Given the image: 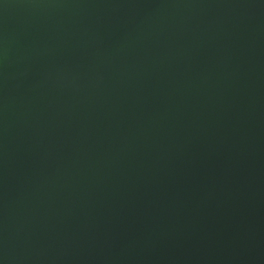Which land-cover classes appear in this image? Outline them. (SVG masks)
<instances>
[{
    "label": "water",
    "instance_id": "obj_1",
    "mask_svg": "<svg viewBox=\"0 0 264 264\" xmlns=\"http://www.w3.org/2000/svg\"><path fill=\"white\" fill-rule=\"evenodd\" d=\"M0 264H264V0H0Z\"/></svg>",
    "mask_w": 264,
    "mask_h": 264
}]
</instances>
